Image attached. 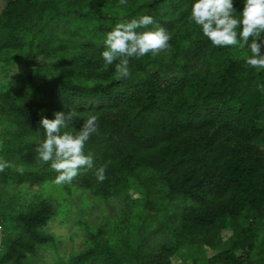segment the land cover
<instances>
[{
    "label": "trees",
    "instance_id": "1",
    "mask_svg": "<svg viewBox=\"0 0 264 264\" xmlns=\"http://www.w3.org/2000/svg\"><path fill=\"white\" fill-rule=\"evenodd\" d=\"M194 3L9 0L0 15L2 70L32 65L39 53L55 58L0 91V114H6L1 123L7 128L2 154L25 169L23 175L14 167L2 174L19 183L55 179L50 165L36 159L34 149L45 139L40 122L73 109L79 117L62 131H79L87 116L98 117L99 131L84 151L94 167L107 166L108 178L101 183L93 170L81 169L71 184L124 204L122 222L114 231L100 227L91 233L93 244L72 257L73 264H172L169 257L183 245L214 250L208 257L194 256L192 264H264V69L245 65L247 46H214L190 20ZM233 3L240 18L243 0ZM141 15L153 17L149 29L161 27L170 35L171 49L130 58L127 78H117L118 61L99 71L107 33ZM65 188L72 192L70 184ZM19 208L13 218L21 233L5 238L0 233L2 262L22 264L35 242L52 240L41 230L52 218V203L41 199ZM164 215L162 226L176 230L175 244L152 256L145 244ZM133 220L137 245L128 239ZM226 229L232 230L227 242Z\"/></svg>",
    "mask_w": 264,
    "mask_h": 264
},
{
    "label": "clouds",
    "instance_id": "2",
    "mask_svg": "<svg viewBox=\"0 0 264 264\" xmlns=\"http://www.w3.org/2000/svg\"><path fill=\"white\" fill-rule=\"evenodd\" d=\"M120 5H127V0H119ZM243 10L240 18L234 15L236 8L233 0H195L192 5L190 20L202 29V33L214 46H239L250 50V55L241 57L246 66L264 69V0H243ZM155 21L150 15H141L130 21L117 23L108 32L104 40L105 50L101 55L103 65L99 71H106L115 63L117 78L130 76V58H140L149 53L158 55L169 51L170 35L161 27L149 29ZM240 29L239 34L237 29ZM239 35V40H238ZM251 40V43L249 41ZM242 41V42H241ZM55 118L43 117L41 126L45 139L39 142L34 151L36 159L57 173V185L71 184L80 174L81 169L93 170L97 181L104 182L106 165L94 167L91 154H85V143L99 131L98 117L89 115L83 119L79 131H62L67 129L70 122L77 119L79 114L70 109L68 112L57 111ZM15 168L24 174L22 165H13L9 161L0 159V173L7 168Z\"/></svg>",
    "mask_w": 264,
    "mask_h": 264
},
{
    "label": "rangeland",
    "instance_id": "3",
    "mask_svg": "<svg viewBox=\"0 0 264 264\" xmlns=\"http://www.w3.org/2000/svg\"><path fill=\"white\" fill-rule=\"evenodd\" d=\"M8 2L9 0H0V15ZM3 23L4 21L0 20V24ZM2 26L0 25V27ZM32 60V65H14L9 68L8 72L2 70V63H0V91L6 86L13 84L17 78L22 77L24 72L30 68L51 63L55 61V58L39 53ZM2 115L6 114H0V159L8 161L7 157L2 154L5 143L4 135L7 132V128L1 123ZM8 169H5V171ZM66 185H57L55 179L42 181L38 178H26L22 183L9 182L0 173L1 238L21 233V228L15 221L16 219L13 218L14 212L21 210L19 204L36 203L41 199H47L53 204L55 209L51 220L41 228L43 232L52 236V240L47 244L35 242L33 251L27 249L25 253V258L27 259L23 260L22 264H73L72 257L82 253L90 244H93L91 233L96 232L100 227L105 228L108 232L114 231L122 222L124 204L119 198H100L92 191L72 184H70L72 192L68 193L65 188ZM159 188L161 187H158L157 190ZM163 194L162 189L156 192L158 204L161 199L163 201V197L161 198ZM171 208L174 211L177 209L175 203L173 205L171 203ZM166 217V215L162 217L160 228L149 235L145 244L147 253L152 256L162 254L164 252L163 245L175 244L174 232L176 230L170 224L166 227L162 226V223H166ZM172 219L169 220V223ZM175 219H179V217L174 218L173 221ZM135 222L133 220L130 224L128 239L131 244L137 245L139 236L135 231ZM231 235V229H226L222 232V237L226 242ZM24 236L29 237L28 234H24ZM108 237L109 235H104L103 240L105 241ZM113 240L118 242V244H124L121 237H115ZM2 246L4 247L3 241L0 242V264H18L15 260L2 262L4 254L1 250ZM213 253L214 250L210 248L203 249L198 246L188 247L183 245L179 248L178 254L170 256L169 260L172 264H192L194 256L208 257Z\"/></svg>",
    "mask_w": 264,
    "mask_h": 264
}]
</instances>
